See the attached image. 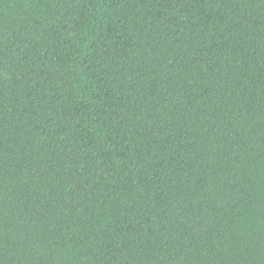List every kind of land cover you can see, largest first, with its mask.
Instances as JSON below:
<instances>
[{
    "label": "trees",
    "instance_id": "16d2710c",
    "mask_svg": "<svg viewBox=\"0 0 264 264\" xmlns=\"http://www.w3.org/2000/svg\"><path fill=\"white\" fill-rule=\"evenodd\" d=\"M0 264H264V0H0Z\"/></svg>",
    "mask_w": 264,
    "mask_h": 264
}]
</instances>
